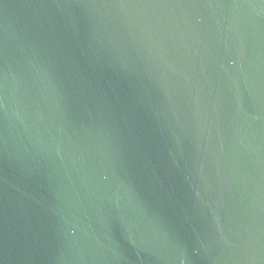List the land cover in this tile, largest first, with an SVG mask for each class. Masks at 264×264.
<instances>
[{
	"label": "water",
	"instance_id": "95a60500",
	"mask_svg": "<svg viewBox=\"0 0 264 264\" xmlns=\"http://www.w3.org/2000/svg\"><path fill=\"white\" fill-rule=\"evenodd\" d=\"M0 264H264V0H0Z\"/></svg>",
	"mask_w": 264,
	"mask_h": 264
}]
</instances>
